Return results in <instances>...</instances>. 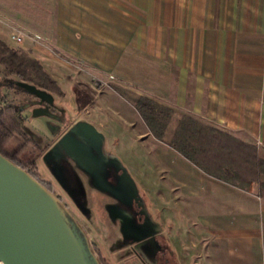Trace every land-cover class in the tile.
I'll return each instance as SVG.
<instances>
[{"label": "crops", "instance_id": "crops-1", "mask_svg": "<svg viewBox=\"0 0 264 264\" xmlns=\"http://www.w3.org/2000/svg\"><path fill=\"white\" fill-rule=\"evenodd\" d=\"M0 38L264 149V0H0ZM157 142L151 197L178 263L264 264V199Z\"/></svg>", "mask_w": 264, "mask_h": 264}, {"label": "rangeland", "instance_id": "rangeland-1", "mask_svg": "<svg viewBox=\"0 0 264 264\" xmlns=\"http://www.w3.org/2000/svg\"><path fill=\"white\" fill-rule=\"evenodd\" d=\"M4 41L11 47L23 49L29 54L22 45L13 44L9 39ZM30 56L35 58L33 55ZM60 61L62 65L46 61L44 67L61 86L64 92L62 97L16 78H12L15 81H11L10 84L0 85V109L4 103H10L21 109L27 117L23 134L13 137L7 145V150L13 153L22 149L17 154L22 162L37 160L39 152L28 140L44 146L48 141H53L64 133L72 123L86 121L104 133L107 138V150L119 155L131 173L139 180L140 185L144 187L145 192L150 193L148 196L150 198L151 195L154 196L158 184L156 165L151 156L156 153L155 147L161 144L152 136L147 137L149 143L148 140L145 141L146 130L138 113L115 91V88L130 95L137 93L124 81L94 73L82 64L67 62L64 59ZM3 78V71H0V80H4ZM78 83L87 84L95 94L94 103L83 111L78 110L75 102L74 90ZM106 203L107 200L100 194H89L88 206L92 213L89 225L91 227L84 222L90 230L89 233L85 232L94 250L93 243L96 242L109 264H120L115 254L109 252V244L105 241L106 229H108Z\"/></svg>", "mask_w": 264, "mask_h": 264}, {"label": "flooded vegetation", "instance_id": "flooded-vegetation-1", "mask_svg": "<svg viewBox=\"0 0 264 264\" xmlns=\"http://www.w3.org/2000/svg\"><path fill=\"white\" fill-rule=\"evenodd\" d=\"M82 122L86 121L72 123L44 146L28 140L39 152L30 174L59 198L87 233L85 223L90 226L92 215L89 194L106 199L105 241L120 264H179L171 238L161 231L153 197L121 157L107 150L106 136L93 125L103 135L102 141L88 137L79 127ZM93 244L101 260L109 264L97 243Z\"/></svg>", "mask_w": 264, "mask_h": 264}, {"label": "trees", "instance_id": "trees-1", "mask_svg": "<svg viewBox=\"0 0 264 264\" xmlns=\"http://www.w3.org/2000/svg\"><path fill=\"white\" fill-rule=\"evenodd\" d=\"M0 71H3L4 76L0 85L10 84L15 81L12 78H16L64 96L57 80L38 59L31 57L23 49L11 47L1 38ZM115 91L131 103L157 141L175 150L206 175L242 191L256 193L264 199V149L191 116L179 115L175 110L153 99L137 94L130 95L119 88H115ZM74 93L79 111L95 101V94L87 84L78 83ZM26 121L27 117L22 110L10 103H4L0 109V153L31 173L35 159L22 162L17 157L22 149L13 153L7 150L10 140L23 134ZM102 263L106 264L103 261Z\"/></svg>", "mask_w": 264, "mask_h": 264}, {"label": "water", "instance_id": "water-1", "mask_svg": "<svg viewBox=\"0 0 264 264\" xmlns=\"http://www.w3.org/2000/svg\"><path fill=\"white\" fill-rule=\"evenodd\" d=\"M81 126L88 137L102 141L93 125L82 122ZM0 262L103 264L87 233L59 198L1 153Z\"/></svg>", "mask_w": 264, "mask_h": 264}, {"label": "built area", "instance_id": "built-area-1", "mask_svg": "<svg viewBox=\"0 0 264 264\" xmlns=\"http://www.w3.org/2000/svg\"><path fill=\"white\" fill-rule=\"evenodd\" d=\"M35 39L37 41H40L41 40V37L40 36H35ZM12 41L15 42V43H17V44H21L22 41H23V39L21 37H19V36L13 35L12 36ZM0 264H2V263L0 262Z\"/></svg>", "mask_w": 264, "mask_h": 264}]
</instances>
